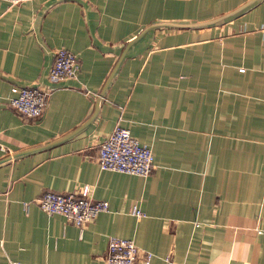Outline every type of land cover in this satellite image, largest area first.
Instances as JSON below:
<instances>
[{"label":"crops","instance_id":"1","mask_svg":"<svg viewBox=\"0 0 264 264\" xmlns=\"http://www.w3.org/2000/svg\"><path fill=\"white\" fill-rule=\"evenodd\" d=\"M247 1L0 0V264H105L110 236L150 264H264V0L166 25ZM58 48L79 69L49 84ZM12 85L48 90L40 118L8 106ZM116 124L150 148L148 177L99 168ZM86 184L108 211L81 233L23 206Z\"/></svg>","mask_w":264,"mask_h":264},{"label":"built area","instance_id":"2","mask_svg":"<svg viewBox=\"0 0 264 264\" xmlns=\"http://www.w3.org/2000/svg\"><path fill=\"white\" fill-rule=\"evenodd\" d=\"M10 5H17L27 0H5ZM79 69L77 56L65 48L53 51L47 81L57 84L74 78ZM11 96L7 100L9 107L21 115L40 118L46 109L49 92L40 86L10 87ZM94 159L102 170L148 177L153 168L152 153L149 147L140 144L127 130L116 124L112 131L98 144ZM91 188L83 185L79 190L58 193L44 191L30 202H24L25 209L33 202L46 214L62 215L67 222L76 226L80 233L99 213L108 211V203L94 200L90 196ZM130 214L143 218L144 212L137 204L130 208ZM152 252L139 248L133 240L110 236L104 256L105 264H150Z\"/></svg>","mask_w":264,"mask_h":264},{"label":"water","instance_id":"3","mask_svg":"<svg viewBox=\"0 0 264 264\" xmlns=\"http://www.w3.org/2000/svg\"><path fill=\"white\" fill-rule=\"evenodd\" d=\"M253 1H255V0H248V1L245 2L243 5H241L240 7L236 8L235 10H233L232 12H230L229 14L223 15V16H221V17H219V18L213 19V20L208 21V22H205V23L186 24V25H185V24H166V25H171V26H174V27H190V26L194 27V26H204V25H207V24L215 23V22H217V21H220V20H222V19H224V18H226V17L232 15V14H235V13L239 12L240 10H242L243 8H245L246 6H248L249 4H251ZM155 26H158V25L154 24L153 26H149L148 28L142 30V31H141V32H140L135 38H133L130 42H128V44L126 45V48H125V49H127L132 43H134V42L137 41L139 38H141V37L143 36V34H144L149 28H151V27H155ZM123 55H124V53H123ZM93 117H94V115L92 116V118H93ZM92 118H91V119H92ZM91 119H90V120H91ZM90 120H88V121H90ZM86 123H87V122H86ZM27 152H29V151H23V152H19V153H16V154L10 155V158H12V157H17V156H20V155H23V154H25V153H27Z\"/></svg>","mask_w":264,"mask_h":264},{"label":"rangeland","instance_id":"4","mask_svg":"<svg viewBox=\"0 0 264 264\" xmlns=\"http://www.w3.org/2000/svg\"><path fill=\"white\" fill-rule=\"evenodd\" d=\"M241 70H242V69H241ZM241 70H240V71H241Z\"/></svg>","mask_w":264,"mask_h":264}]
</instances>
